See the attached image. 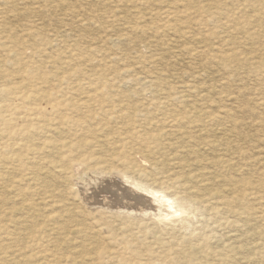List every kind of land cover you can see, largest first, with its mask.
<instances>
[{
	"label": "rangeland",
	"instance_id": "1",
	"mask_svg": "<svg viewBox=\"0 0 264 264\" xmlns=\"http://www.w3.org/2000/svg\"><path fill=\"white\" fill-rule=\"evenodd\" d=\"M18 1H20L21 3L16 2V0H6L5 2L7 3H5L4 5L3 3H0V37H10L11 39L20 42V44L23 41H32L31 43L38 47H36L37 49H35V51H37L34 53L33 57L31 56L29 51L25 52V56L31 57L29 59H31V63L33 65H39V68L42 67L40 68L42 69L41 72H43L45 75L53 77L56 74H69L67 76H70L71 79L67 81L68 83H71L70 87L74 86V88L79 92L87 89V83L90 84L91 89L95 88L99 83V77L108 79H113L114 77L117 78L118 82H116L115 84H117V87L119 86L118 89L120 90H116L117 88L114 84L112 85V87H114H111L114 91L113 93H122L124 91L123 93L130 92L132 94L135 92H139L140 90V93H142V91L144 93L143 97H147L149 95L146 94H148L149 91H152V89L150 90L149 88L154 87H151L147 84L149 79L150 81L153 80L155 81V83L159 84L158 86H156L160 89L172 87L171 85L173 84V88L177 89L176 91L180 93L182 90L183 94L186 95L192 94L195 96L196 94H198V96H196L195 98L194 96L192 97V95H190L188 100H193L194 102L196 101V106L200 108L205 107L211 110L217 109L218 111H220V109L221 111L225 109L231 110V121L234 126V134L236 137L235 142H237H234L233 146L234 148H236V151L239 152L242 156H237V158L234 159L235 163L233 162V166H238L239 168H229L225 169V171H223L224 169H211L214 172H212L211 170L207 171L208 173L211 171V173L215 176L211 175V173V176H209L207 172H198L196 170V168L198 169L197 166L192 167V165L189 167H183V165L180 164L179 167L177 166V164L174 165V158H176L175 154L178 155V152H175V154L172 153L173 151H178V149H176L174 146H171V148H168L167 146L164 150L160 149L161 151L159 150V148L154 150V155H152V158L149 159L154 161L158 159L155 161V163H158V166H155L157 171L154 170V166L150 165L149 163H142L140 161V158L137 156L136 161L139 165L142 166V168L146 170L147 173L148 171L152 172L153 170L155 173L160 174L155 175L152 172V176L151 174H149V172L147 174L148 176H142L143 178L140 177L142 183L148 182L147 184H154V187L156 186V189L159 188L163 192H165L167 198H170V194L174 189L173 186L175 183H181L183 184V186L185 185L183 187L184 189H186L188 186V190L192 189V187H198L197 189L201 188L199 194L204 195V197L201 198V201L197 202L198 204H194L193 208H188L187 211L184 210L182 212V210H180V208L178 207V202H176V200L172 198V196L171 199H169L170 201L168 200V202L171 204L170 210L165 207L164 203L149 202L150 207H147L148 209L146 211V214L133 211L134 213H129L130 215L128 216L124 215L121 212L122 210H119L118 208H114L115 210L113 208H109L107 210L108 207L106 205L103 204L104 207H101L102 204L100 203V205L99 203H97V201H84L85 203L81 201L77 194H80L82 191L87 190V179L83 180L84 184L82 185V187L77 188L73 186V188H71L70 190H66L65 193H62L61 197H55L56 199H63V205H52L50 204L52 202H48L42 199V197H44L43 195L37 194L36 196V194L33 193V180L31 178L28 179V175L26 173L18 172L17 178H19V183L15 182L14 184L18 183L17 186L20 187V189L21 187H23L20 191L26 190V187L29 186L28 189H32V192H29L30 195L29 193H27L29 196L26 194L23 197L21 195L19 196V194H21L19 191L17 193L18 196L13 197V195H15L13 191L14 189L11 190V188L9 187H3V185L6 186L7 183L5 184L3 183L4 181H0V196L2 197V201H0V264H4L3 261L8 260L10 257H13L12 263L10 262V264H23V262L25 261V257L23 254H26L27 252L22 251V244L27 246L31 244V240L35 239L39 235V233H43V230L45 229H42L40 231L39 229L43 227L46 222L47 228L50 226V224H55V221L51 220V217H48L49 221L46 220L47 215L54 214V216H57L61 211L71 207H73L75 210L74 214L76 216V219H82L85 217L84 223L89 222L87 223L89 225L90 223H93L94 226L102 225L103 236L102 234L100 235V237H103L102 244L105 245V247H110L111 249L116 248L117 250V247L120 246L117 245L115 247L114 243L113 245H110L111 243H108L107 240L105 241V239L109 236V233L103 224H105L106 222L109 224H111L110 222L118 224L120 223V221L131 220V229L133 228V226L135 227L134 229H130V232L122 234L119 230H116L115 226L114 234L118 239L127 236V239L129 241L131 240L130 242L132 243V245H135V247L137 248L136 250L139 254L138 257L141 256L140 259L143 260H155L162 256L164 253L171 251L172 253L176 254L177 257L175 259V264H182V261L184 260L183 257L190 254L191 261L189 260V262L187 263L197 264L200 260V253H203L202 250L204 248V252L211 249L215 250L214 246L216 243L211 240H208V242L202 237V235L204 237L207 236L208 239V235H210L212 232V235L214 236H218L217 234L219 232V236L221 235L220 237L223 240L222 241L219 238L221 243L227 245L228 247L230 246V248L232 246L234 250L232 248L229 249L230 251L233 250L231 251L232 253L229 251H227L226 253L227 248L222 251L218 250L219 253L215 251L213 256L210 255L211 258L209 255L207 256L208 262L213 260L215 264H227L229 262L231 263V261V264H250L251 261L252 263L254 262V264H264V253H261L264 252V218H261L264 217V0H117V2H115L116 0H37V4H33V0ZM11 2L13 3L11 4ZM55 2H59L60 5L62 4V8L59 7ZM19 9H22V11H24L23 9H25V12H21L19 15V12L21 11ZM16 14L18 16H16ZM33 26H36L37 29H35L34 32L35 36L29 37L27 36V32H29V29H31V27ZM83 35H87V40L86 38L81 37ZM13 46L16 49L17 46L14 43ZM77 50H79L80 52ZM78 55L80 57H78ZM11 56L12 55H9L6 58L10 59V61L13 63H19L18 58ZM4 57V53H1L0 59ZM58 59L61 61H59ZM8 73L10 75L16 74L12 69H8ZM73 73L75 74L74 77ZM103 75L105 77H103ZM121 78L123 79V81ZM125 78H128V80ZM119 80L122 82H120ZM123 82H125V84ZM131 82L135 83L132 84ZM138 82H141L140 85ZM184 83L185 86H183ZM144 87L147 88L144 89ZM189 87L191 90H189ZM80 88L82 89L80 90ZM178 88L181 89L179 90ZM92 93L93 92L91 91L90 94ZM137 97L139 98V96ZM134 99L137 98L134 97ZM134 99L133 97L127 98L126 106H132L134 104ZM69 100L71 103L76 102L75 98H69ZM99 100L101 99L96 97L94 101L96 103L99 102ZM102 102L105 101L102 100ZM110 105L111 103L108 104V106ZM93 114L94 110L89 109L87 111V119ZM152 115L158 116V112L154 110V113ZM72 116L75 117L74 119H77V117L81 119V114L79 113L77 115L72 114ZM123 122L128 125L131 121L125 119ZM155 123L156 121H154L152 125H155ZM88 124L89 123H87V125ZM69 127L70 128L68 129V133L70 135H73L76 132L75 127L71 125ZM207 127L208 133H211L220 126L212 125ZM117 131V126L111 125L108 130L105 131V134L109 135L110 133H115ZM216 131L217 133H219V129ZM90 137V135H87V138ZM88 150L89 149L83 151L82 153ZM201 150V154L204 157L209 156V151L204 149ZM179 156L182 157L183 160L189 159L188 154L187 156H185V154L184 156L179 154ZM164 160H166V162ZM63 163H66L65 158H63ZM161 168H163V171L159 170ZM170 169L172 171H170ZM239 169L243 171L242 175H239L241 174V171H239ZM160 171H162L163 173H160ZM189 171H192L190 172L191 174L189 173ZM235 173L236 177H234ZM243 173L245 174L243 175ZM20 174L23 175L20 176ZM216 174L218 177L223 175V177L219 178L225 181H221L220 183H218L220 179L217 178ZM149 175L152 176H150L152 179L149 177ZM194 175L195 177H192ZM44 176L45 175L41 174L39 178L42 179ZM240 177L242 179H240ZM32 178L34 179V177ZM231 178H235V181L233 182V179ZM154 179L156 180L154 181ZM170 179H176V182L174 181L173 183V181H170ZM243 181L244 183H248L247 187H249L248 193L250 194V196L246 192L247 194L244 195L242 199L243 201L241 200L239 204L236 203L237 205L235 208H238L240 211V209L242 210V207H246L244 209H247L248 211H245L243 209L242 211L246 213L241 216H235L234 213L236 212L229 213L231 215L228 214L227 218L229 221H239L241 219L239 223H245V228L235 230V226L233 224L232 225L234 226V228L231 225L221 227L217 226L218 215H215L213 212L208 210L209 204L207 203L210 200L208 199L209 197H207L206 194L209 191L217 190L212 198L217 195V197L220 198V196L222 197L223 194L227 195L228 193V191L226 192V190H224L223 192L222 185L233 183L241 185V182ZM105 182H107V180H89L91 189L94 185ZM52 183L53 182L46 181V191L52 189H62V187H60L58 184ZM169 184L170 186H168ZM158 185L159 187H157ZM118 187L123 189L127 187L129 190L131 189V186L129 187V185H126L125 183L118 185ZM170 187H172V189ZM109 189L113 191L112 198L114 196L117 197L118 195L122 194L121 190L118 189L117 186H112ZM109 189L102 188L100 196H110V193L107 192ZM208 189L209 191H207ZM259 190L262 193L259 192ZM140 194H142L144 197L150 198V195L144 192ZM156 195L161 194L157 193ZM260 197H263V199H260ZM100 198L98 197V200H100ZM245 198H248L249 201L248 199L246 201ZM9 200L11 201L9 202ZM24 200L30 202L33 206L30 211H28L30 212V217L20 220L25 213V211H22L20 209ZM125 200L122 199V202H131ZM255 200L257 202H255ZM203 202L205 203L203 204ZM242 203L245 206L241 205ZM149 208H153V211H151V209ZM260 209L261 211H258ZM157 211H159L160 214ZM187 212L190 214H188ZM224 214H227L226 211H224ZM208 215H210L212 220H210V217L208 218ZM253 217L254 219H258L254 221ZM15 218L18 219V222H16ZM100 219H103V221ZM50 221L53 222L51 223ZM10 222H13V225H11ZM8 225L11 226L9 227ZM139 226L143 229L141 230ZM228 226L233 229L230 230ZM250 226L255 227H251V229ZM215 227L217 228L216 231ZM176 229L178 230L176 231ZM7 230L9 231L7 232ZM222 230L223 232H221ZM12 233L13 237L16 240L11 239L10 242V240H8L10 237L8 236ZM205 233H207V235ZM250 233H252V235ZM3 235L6 237H4ZM190 235V240H188ZM198 236H201L200 239ZM228 236L231 242L230 244L228 242L229 240L227 241ZM235 236L238 237L235 238ZM56 237L58 238L59 236ZM66 237L70 246L77 245V233L75 235V232L71 231V233L66 235ZM146 237L147 241H145L146 239H144ZM17 238L19 239L17 240ZM169 238L170 240H168ZM50 239L52 242V240H54V237L51 236L44 239L42 238L43 241L40 240L42 242H40V248H49V245L52 244L48 243L50 242ZM157 240L160 242L158 243ZM155 241L158 244H154ZM195 241L198 242L194 243ZM242 242H244V244ZM85 245H87V241L85 242ZM176 245L178 246L176 247ZM194 245H199L201 247L197 248ZM33 247H31L29 251L31 249L33 251L38 250L37 247ZM150 248L152 250H150ZM162 249H164V251H162ZM194 249L195 253H193ZM198 249H200V251H198ZM235 249L239 256L236 255L237 253L235 252ZM119 250L121 251V248ZM176 251L177 253L182 252L183 254H177ZM220 252H222L221 254L223 255V257L222 255H220ZM233 252L235 253L233 254ZM123 253L126 256L127 254H129L128 251H125ZM259 254L260 256H258ZM218 255L220 257L219 259L222 260L217 259ZM228 256L229 258L231 256L233 257H231V261L228 260ZM244 256L246 259L244 258ZM248 256L250 257L248 258ZM181 257L182 259L180 260ZM196 258L199 259L197 260ZM243 259H245V261ZM251 259H256V261ZM31 261L33 262V259L28 260V262ZM34 261H36V259H34ZM198 264H202V262L200 261V263Z\"/></svg>",
	"mask_w": 264,
	"mask_h": 264
},
{
	"label": "bare ground",
	"instance_id": "2",
	"mask_svg": "<svg viewBox=\"0 0 264 264\" xmlns=\"http://www.w3.org/2000/svg\"><path fill=\"white\" fill-rule=\"evenodd\" d=\"M5 1L6 0H0V3H3V5H4L5 3H7ZM16 2H20V1L16 0ZM36 2L38 3L37 0H33L32 3L37 4ZM115 2H117V0ZM12 3L13 2H11V4ZM25 3H26V1H25ZM55 3L59 7L63 6L62 4L60 5L59 2H55ZM25 6H28V5H25ZM19 10H21L20 12L18 11L19 15L21 12H25V9H23L24 11H22V9H19ZM16 16H18V15L16 14ZM35 29H36V26L31 27V29H29V32H27V36H29V37L33 36L34 37L35 36L34 35ZM1 37H0V54L4 53L5 57L0 59V181H2V182L4 181L3 183H5V184L7 183V185L6 186L3 185V187H9V188H11V190L14 189L13 191H14L15 195H13V197L18 196L17 193L20 190H22V188H23V187H21V189H20V187L17 186V184L19 183V181H18L19 178H17V176H18L17 174H18V172H20V173H26L28 175V179L31 178L33 180V183H34L32 186V189H34L33 193L36 194V196H37V194L43 195L44 197H42V199L46 200L48 202L49 201L52 202V203H50L52 205H57V204L63 205L64 200L63 199H56L55 197H57V196L61 197L62 193H65L66 190H70L71 188H73V186H75L77 188L82 187V185L84 184L83 180L87 179V190L82 191L80 194H77L79 199L83 202L84 201L85 202L97 201V203L102 204L101 207H104L103 204L106 205L108 207V208L106 207L107 210L109 208H111V209L112 208L113 209L118 208L119 210H122L121 212L124 215L128 216V215H130L129 213H132L133 211L137 212V213L139 212L142 214H146L147 213L146 211L148 209L147 207H150L149 202L164 203L165 207L170 210L171 204L168 202V200L171 199V197L173 196L172 198H174L176 200V202H178V207L183 212L184 210L187 211L188 208H193L194 204L201 201V198L204 197V195L199 194L201 188L197 189L198 187L195 188V187L190 186V187H192V189L188 190V186L186 189H184L183 187L185 185L183 186V184H181V183L180 184L175 183L173 186L174 189H173L172 193L171 194L169 193L171 195L170 198H167L166 197L167 195L165 194V192H163L159 188L156 189L155 188L156 186L154 187V184L153 185H151L150 183L147 184L148 183L147 181H146L147 183L144 182L145 184L141 182L140 177L146 176L149 172H150L149 174H151V175H152V172L155 175H160V174L155 173L153 170H152V172L148 171V173H147L146 170L144 168H142V166L139 165L138 162L136 161L137 156L140 158V161L142 163H149L150 165L154 166V170H156L155 166H158V163L156 162L157 163L156 164L155 161L158 159H156L155 161L149 159V158H152V155H154V153H153L154 150H156L158 148H159V150L160 149L164 150V149H166L167 146H168V148H171V146L172 147L174 146L176 149H178V151L175 149L176 151H173L172 153L175 154V152H178V155L175 154L176 158H174L175 163H173V164L174 165L177 164V166H179V167H180V164L183 165V167H189L192 165H193L192 167L197 166L198 169L196 168V170L198 172L200 171L202 173L207 172L208 170H211V169L212 170H216V169L223 170L224 169L223 171H225V169H229V168L230 169H232V168L236 169L238 167V166L237 167L233 166V164L235 163L234 159H236L237 156H242V155L239 152H237L236 148H234V146H233V143L235 142L236 137L234 134V126H233V123L231 121V118H232L231 110L225 109V110L221 111V109H220V111H218L217 109L211 110V109H208L205 107L200 108V107L196 106V101L194 102L193 100L192 101L188 100L190 95H192L189 92L188 93L190 95L183 94L182 90L180 93V92L176 91L177 89L173 88V84L171 85L172 87L160 89L157 87L159 84L155 83V81H153V80L150 81L149 79H148L147 84L150 85L151 87L152 86H154V87L149 88L150 90L152 89V91L147 90V91H149L148 94H146V95H149L147 97H143L144 93H143V91H142V93H140V90H139V92H135L132 94L130 92L123 93L124 91L122 93H120V92L119 93H113L114 91L112 90V88L114 86L112 87V85H114L116 82H118L117 78H114V77H113V79L100 78L99 77L98 78L99 83L95 88L91 89L90 84L87 83V89H85L84 91L82 90V92L81 91L79 92L77 89L74 88V86L70 87L71 83H68V81H67V80L71 79L70 76H67L69 74L66 75L65 73H62L61 75L56 74L53 77H49V75H45L43 72H41L42 69H40V68H42V67L39 68V65L35 66L31 63V59H29L31 57H29V56L26 57L25 52L29 51V53L33 57L34 53L37 51V50L35 51V49H37L38 47L33 45L31 43L32 41L31 42L23 41L20 44V42H18L17 40L11 39L10 37H7V36H3L2 38ZM81 37L86 38L87 35H83ZM31 39H33V38H31ZM26 40H27V38H26ZM86 40H87V38H86ZM12 41L17 46L16 49L14 48ZM36 42H38V41H36ZM77 51H79V50H77ZM85 53H87V52H85ZM9 55H12L11 57L18 58L19 63H17V64L13 63L10 61V59L6 58ZM74 55H76V54H74ZM78 57H80V56L78 55ZM78 57H75V58H78ZM46 58H48V57H46ZM59 61H61V60H59ZM12 65H14L15 67ZM10 66L13 68H11ZM8 69L14 70L16 74L10 75L8 73ZM74 73H73V77L75 75ZM104 75H103V77H105ZM125 79L128 80V78H125ZM122 81H123V79H122ZM122 81H120V82H122ZM140 81H141V79H140ZM125 82H126V80H125ZM125 82H123V83L125 84ZM131 83L133 84L135 82H131ZM136 83H137V81H136ZM140 83H139V85H140ZM179 84H181V83H179ZM115 85L117 88L116 90H120V89H118L119 86L117 87V84H115ZM183 86H185V83ZM186 87H188V86H186ZM82 88H80V90ZM146 88L147 87H144V89H146ZM141 89H143V88H141ZM153 89H154V91H153ZM172 89H174V90H172ZM121 90H122V88H121ZM189 90H191L190 87H189ZM91 91L93 92L92 94H90ZM145 93H147V92H145ZM135 95L139 96V98ZM193 96L194 95H192V97ZM196 96H198V94H196L194 96V98ZM96 97L100 98L101 100H99V102L95 103L94 100ZM132 97H133V99H134V97L137 98V99H134V104L132 106H126V99L132 98ZM69 98H75L76 102L71 103ZM102 100H104L105 102H102ZM106 103H108V104L111 103V105L108 106V104H106ZM89 109H93L94 114L92 116H89L87 119V111ZM154 110L156 112H158V116L152 115L154 113ZM78 113L81 114V119H79L77 116H76L77 119H74L75 117H73L72 114L77 115ZM125 119H128L131 122L127 125L126 123L123 122ZM154 121H156V123H155V125H152ZM87 123H89V124L87 125ZM70 125L75 127L76 132L73 135H70L68 133V129L70 128L69 127ZM111 125L117 126L118 131L115 133H110L109 135L105 134V131L108 130V128ZM212 125L220 126L219 128L216 129V130L219 129V133H217L216 130H214L211 133H208V131H207L208 127L207 126H212ZM87 135H90L91 137L87 138ZM163 140H165V141H163ZM235 143H237V142H235ZM87 149H89V150L82 153L83 151H85ZM201 149L209 151L210 152L209 156L204 157L201 154V151H202ZM203 153H204V151H203ZM179 154L183 155V156H184V154H185V156H187V154H188L189 159L183 160V158L180 157ZM163 155H165V154H163ZM166 155H169V154H166ZM63 158H65L66 163H63ZM154 159H155V157H154ZM159 159H161V158H159ZM239 159H240V157H239ZM164 161L166 162V160H164ZM236 163H237V161H236ZM169 166H170V164H169ZM163 168H161L159 170H162ZM171 169H170V171H172ZM147 170H149V169H147ZM162 171H160V173H163ZM211 171L209 173L207 172V174H209V176L213 175L211 173ZM239 171H241V170L239 169ZM164 172H165V170H164ZM174 172H175V170H174ZM190 172H192V171H189V173ZM198 172H196V173H198ZM212 172H214V171H212ZM242 172L243 171H241V174H239V175H242ZM210 173H211V175H210ZM227 173H229V172H227ZM41 174L45 175L42 179L39 178V176ZM221 174H223V173H221ZM230 174H231V172H230ZM244 174L245 173H243V175ZM21 175H23V174H20V176ZM151 175H149V177ZM162 175H164V174H162ZM206 176H208V175H206ZM213 176H215V175H213ZM216 176H217V174H216ZM32 177H34V179ZM154 177H157V176H154ZM192 177H195V175ZM202 177H203V175H202ZM219 177H223V175L219 176ZM219 177L217 176V178H219ZM234 177H236V173H235ZM241 177H240V179H242ZM16 178H17V180H16ZM38 178H39V180H38ZM225 178H226V176H225ZM46 179H48V180H46ZM91 179L107 180V182L96 184L91 189V185L89 184V180H91ZM180 179H181V177H180ZM219 179H220V181H219ZM219 179H218V181H219L218 183H220L221 181H225V180H221V178H219ZM231 179H233V178H231ZM234 179L232 180L233 182L235 181ZM155 180L156 179H154V181ZM171 180L174 183V181L176 179L175 180L170 179V181ZM46 181L56 183L60 187H62V189H60V190L59 189H52V190L46 191L45 190V188L47 187V186H45ZM142 181H143V179H142ZM228 181H229V179H228ZM236 181H237V179H236ZM15 182H18V183L14 184ZM113 182H114V184H113ZM3 183H1V184H3ZM122 183L129 185V187L131 186L130 187L131 189L129 190L127 188L128 186L124 189L119 188L118 185H121ZM241 183H242L241 185L240 184L237 185L234 183L228 184V185H222L223 192H224V190H226V192L228 191V193H227V195L223 194V196L222 197L220 196V198L217 197L218 195L215 196L214 198H212L215 195L217 190H212V189H211L212 191H209V189L207 190L209 192L206 194V196L209 197L208 199L210 200L207 203V204H209L208 210L213 212L215 215H218L217 216V223H218L217 226L221 227V226H227V225H231V226L234 225L235 230L240 229V228L241 229L245 228V225H246L245 223H243V222L239 223V221L241 219L240 220L238 219L239 221H236V220L229 221L227 218L229 213L236 212V213H234L235 216H237V215L241 216L244 213H246V212L242 211L246 207H242V210L240 209V211L238 208H235L236 205L239 204V202L243 199L244 195H246L248 193V190H249V187H247V184H248L247 182L244 183V181H243ZM212 185H214V184H212ZM112 186H117V188L121 190L122 194L118 195L117 197L114 196L112 198L113 191H111L109 189ZM168 186H170V184ZM171 186H172V184H171ZM157 187H159V185ZM28 188H29V186L26 187V190L20 191L21 194H19V196L21 195L24 197V195H26L27 193L32 192V189H28ZM102 188L109 189L107 192L110 193V196H100ZM170 188L172 189V187H170ZM89 191H91V192H89ZM218 191H219V189H218ZM143 192L150 195V198L144 197L142 194H140ZM259 192H261V191L259 190ZM89 193H91V194H89ZM157 193H160L161 195H156ZM219 194H221V193H219ZM29 195H30V193H29ZM249 196H250V194H249ZM249 196H248V198H249ZM252 196H254V195H252ZM98 197L99 198L101 197L100 200H98ZM263 197L262 198L260 197V199H263ZM122 199L123 200L126 199V200L131 201V202H127L125 200L126 202L124 203V201L122 202ZM247 199H246V201H247ZM260 199H258V200H260ZM0 201H2L1 196H0ZM10 201L11 200H9V202ZM248 201H249V199H248ZM209 202L212 204H210ZM255 202H257V201L255 200ZM262 202H263V200H262ZM204 203L205 202H203V204ZM96 205H98V204H96ZM153 205H155V204H153ZM199 205H201V204H199ZM241 205H244V204L242 203ZM32 206L33 205L30 202H27L26 200H24L20 209L22 211H25V213H24V216H22V217L20 216L21 217L20 220H22L24 218L27 219L30 217V215H29L30 212H28V211H30ZM239 207H241V206H239ZM149 209H151V208H149ZM152 209H151V211H153ZM156 209H157V206H156ZM244 210L248 211L247 209H244ZM54 211H55V209H54ZM74 211H75L74 208L71 207V208H67V209L61 211L60 213H58L57 216L56 215L54 216V214L46 216V220L49 221V218L51 217V220L55 221V224L52 223L53 221L52 222L50 221L53 225L50 224V226L47 228V225H46L47 222H46V224L43 225V227H41L39 229V231L42 229H45V230H43V233H39V235L35 239L31 240L32 241L31 244H29L28 246L22 244L23 245L21 248L22 251L27 252L26 254H23L25 257V259H24L25 261L23 262V264H175L176 263L175 262V259L177 258L176 254L172 253L171 251L164 253L162 256H160L159 258H157L155 260H153V259L152 260L151 259H147V260L140 259L141 256L138 257L139 254L136 250L137 248L135 247V245L134 246L132 245V243L130 242L131 240L129 241L127 239V236L123 237L125 240L123 238L118 239L117 236L114 234L115 226H116V230H119L122 234H124L126 232L128 233V232H130V229H131V222H132L131 220L130 221L129 220L128 221H120V223L116 222L118 224H115L112 222H110L111 224H109L107 222L105 224H103L109 233V236L105 239V241L107 240L108 243H111L110 245H113V243H114L115 247L117 245L120 246V247H117V250H116V248L111 249L110 247H105V245L102 244L103 243V237H102L103 236V232H102L103 227H102V225H99V226L95 225L94 226L93 223H90V225L87 224L89 222L84 223L85 217L82 219H76ZM221 211H223V212H221ZM224 211H226V213H227L226 215L224 214ZM258 211H261V209ZM157 212H159V211H157ZM51 213H54V212H51ZM151 213H155V212H151ZM159 214H160V212H159ZM188 214H190V213H188ZM100 215H103V214H100ZM229 215H231V214H229ZM239 216H238V218H239ZM20 217H18V218H20ZM144 217H145V215H144ZM177 217H178V215H177ZM209 217H210V215H208V218ZM261 218H264V217H261ZM15 219H16V222H18V219L17 218H15ZM106 219H108V218H106ZM253 219H254V217H253ZM256 219H258V218H256ZM256 219H254V221ZM44 220H45V218H44ZM100 220L103 221V219H100ZM210 220H212V218ZM207 222H208V220H207ZM262 222H263V220H262ZM10 223H11V225H13L12 224L13 222H10ZM21 224H23V223H21ZM214 224H215V222H214ZM259 225H260V223H259ZM234 226H233V228H234ZM255 226H253V227H255ZM14 227H12V228H14ZM251 227L252 226H250V228ZM134 228L135 227L133 226L132 229H134ZM233 228H230V230ZM140 229L142 230L143 228L140 227ZM216 229L217 228L215 227V231H216ZM177 230L178 229H176V231ZM8 231L9 230H7V232ZM71 231H74L75 235H76V233L78 235V238H77L78 240H76L77 241L76 246H70L68 244V240H67L66 235L71 233ZM153 231H154V229H153ZM254 231H255V229H254ZM221 232H223V230ZM143 233H144V231H143ZM147 233H149V232H147ZM252 233H250V234L252 235ZM255 233H257V232H255ZM101 234H102V236L100 237ZM141 234H139V235H141ZM197 234H199V233H197ZM205 234L207 235V233H205ZM208 234H209V232H208ZM212 234H213V232L210 235H208V239H207V236L204 237L202 235V237L207 241L211 240V241L215 242L216 243L214 246L215 250L211 249V250H206L204 252L203 251V250H205V248H204L202 250L203 253L202 254L200 253L201 256H199L200 260L198 263H200V261H201L202 264H215L212 259H211L212 261L209 260L210 262L207 261L208 255L213 256L215 251L219 253L218 250L222 251V250H225L226 248H227L226 253H227V251L231 252L234 250V248H232V246H231V248L233 250L230 251L229 250V249H231L230 246L228 247L227 245H224L221 243V241L219 240V238L221 239V237H220L221 235L219 236V232L217 234L218 236H214ZM224 234H222V235H224ZM215 235H216V233H215ZM51 236L54 237V240H52V242H51V239H50V242H48V243H52L50 245L48 244L49 248L44 247L41 249L40 248V246H41L40 240H42V238L44 239V238L51 237ZM56 236H59V237L57 238ZM104 236H106V235H104ZM4 237H6V236H4ZM8 237H10L8 239V240H10V242H11V239L16 240L13 237V233L9 234ZM164 237H166V236H164ZM174 237H175V235H174ZM190 237H191V235L189 236L188 240H190ZM198 237L200 239L201 236H198ZM237 237L235 236V238H237ZM230 238H232V237H230ZM261 238H262V236H261ZM18 239L19 238H17V240ZM144 239H146L145 241H147V237ZM174 239H176V238H174ZM168 240H170V238ZM171 240H172V238H171ZM228 240H229V236H228L227 241ZM86 241H87V245H85ZM199 241H201V240H199ZM248 241H249V239H248ZM141 242H142V240H141ZM159 242L160 241H158V243ZM196 242H198V241H195L194 243H196ZM228 242H229V244L231 243L230 240ZM156 243L157 242L155 241L154 244H156ZM232 243H234V242H232ZM242 243L244 244V242H242ZM9 244H11V243H9ZM180 244H181V242H180ZM174 245H172V246H174ZM178 245H179V243H178ZM178 245H176V247ZM33 246L37 247L38 250L33 251L31 249L29 251V249ZM146 246H147V244H146ZM246 246H244V247H246ZM35 247H33V248H35ZM185 247H186V245H185ZM195 247L200 248L201 246L196 245ZM206 247H207V245H206ZM120 248H121V251L119 250ZM160 248H162V247H160ZM212 248H213V246H212ZM189 249H192V248H189ZM150 250H152V249L150 248ZM240 250H241V247H240ZM256 250H257V246H256ZM125 251L129 252V254H127V256L124 255V253H123ZM162 251H164V249H162ZM198 251H200V249H198ZM249 251H247V252H249ZM144 252H146V251H144ZM190 252H192V251H190ZM190 252H189V254H190ZM235 252H236V249H235ZM235 252H233V254ZM243 252H244V250H243ZM4 253H6V252H4ZM161 253H163V252H161ZM176 253H177V251H176ZM181 253L182 252H179L177 254H181ZM184 253H185V251H184ZM193 253H195V249H194ZM221 253L222 252H220V255H222ZM261 253H264V252H261ZM147 254H148V252H147ZM223 254H224V252H223ZM159 255H160V252H159ZM190 255H186L185 257H183L184 260L182 261V264H188L187 262H189V260H190ZM236 255H238V253ZM211 256H210V258H211ZM229 256H228V260H230L232 257L231 256L229 258ZM258 256H260V254ZM2 257H4V256H2ZM17 257H18V255H17ZM195 257H196V255H195ZM222 257H223V255H222ZM249 257L250 256H248V258ZM142 258H143V256H142ZM219 258L220 257L218 255L217 259L222 260ZM244 258H245V256H244ZM9 259H10V261H9ZM9 259L3 261V263L4 264H10V262L12 263L13 257L12 258L10 257ZM29 259H31V260L33 259V262L32 261L28 262ZM34 259H36V261H34ZM181 259H182V257L180 258V260ZM225 259H226V257H225ZM245 259H243V260L245 261ZM241 260H242V258H241ZM251 260H254V259H251ZM254 261H256V259ZM216 262H217V260H216ZM235 262H237V261H235ZM229 263H227V264H229ZM231 263H232V261H231ZM220 264H222V263H220ZM224 264H226V263H224ZM250 264H254V262L252 263L250 261Z\"/></svg>",
	"mask_w": 264,
	"mask_h": 264
}]
</instances>
